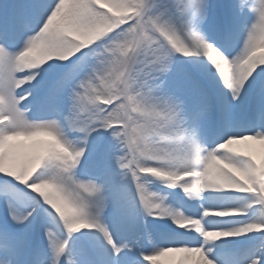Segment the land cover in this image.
<instances>
[{
  "label": "snow or ice",
  "instance_id": "obj_1",
  "mask_svg": "<svg viewBox=\"0 0 264 264\" xmlns=\"http://www.w3.org/2000/svg\"><path fill=\"white\" fill-rule=\"evenodd\" d=\"M171 254L264 264V0H0V264Z\"/></svg>",
  "mask_w": 264,
  "mask_h": 264
},
{
  "label": "bare ground",
  "instance_id": "obj_2",
  "mask_svg": "<svg viewBox=\"0 0 264 264\" xmlns=\"http://www.w3.org/2000/svg\"><path fill=\"white\" fill-rule=\"evenodd\" d=\"M42 138L48 139V137H42ZM42 138L40 137L39 139H42ZM256 147L259 148L260 146L256 145ZM162 259H163V264H176L177 256L174 254H171L167 257H162Z\"/></svg>",
  "mask_w": 264,
  "mask_h": 264
},
{
  "label": "rangeland",
  "instance_id": "obj_3",
  "mask_svg": "<svg viewBox=\"0 0 264 264\" xmlns=\"http://www.w3.org/2000/svg\"><path fill=\"white\" fill-rule=\"evenodd\" d=\"M42 138V137H41ZM43 140H47L46 138H42Z\"/></svg>",
  "mask_w": 264,
  "mask_h": 264
}]
</instances>
